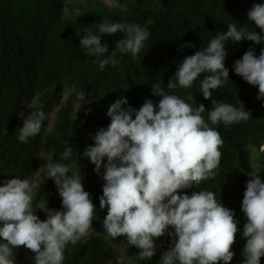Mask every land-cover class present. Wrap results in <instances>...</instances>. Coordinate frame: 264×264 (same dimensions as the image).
<instances>
[{
  "label": "trees",
  "instance_id": "16d2710c",
  "mask_svg": "<svg viewBox=\"0 0 264 264\" xmlns=\"http://www.w3.org/2000/svg\"><path fill=\"white\" fill-rule=\"evenodd\" d=\"M256 3L264 0H118L115 5L103 0H0V186L15 177L28 180L39 156L45 153L46 165L67 164L70 176L82 178L96 206L90 235L66 247L63 264H161L162 254L174 246L173 237L166 232L157 238L154 256L142 259L140 249L128 244L124 236L111 238L103 225L107 207L101 209L99 201L106 169L102 166L97 174L95 165L83 156L87 146L94 144L95 133L109 125L107 109L116 99L124 96L128 104L123 106L136 110L147 99L158 105L162 97L153 95V84L186 101L192 93L197 106L205 105L203 116L209 127L220 133L224 142L214 177L181 190V194L212 191L218 201L234 211L238 231L230 264H243L247 217L241 205L251 179L248 174L260 170L258 175L264 181V98L258 99V86L235 73L234 61L249 49H254L258 57L264 41H227L225 67L229 79L212 92L217 102L243 106L251 115L247 121L227 127L223 123L211 124L207 111L212 109V100L200 92V83L209 73H202L191 88H181L177 82L175 89H169L167 84L171 79L176 81L174 74L186 56L206 48L211 39L228 30V24L264 35L248 20L247 13ZM106 18L113 23H135L150 35L135 58L130 52L117 51L119 63L101 70L99 60L116 50V42L125 38V33L101 34L102 44L109 48L101 57L86 54L80 39L89 33L99 34V25ZM189 42L194 46H184ZM66 89L68 95L61 101ZM82 91L85 100L75 104ZM39 111L46 116L40 132L20 142V115L27 117ZM66 140L74 151L67 160L62 158L68 147ZM46 165L33 191L32 211L41 220L47 218V213L38 205L45 200L49 209L63 210L62 198L54 180L47 177ZM168 231L174 229L170 226ZM3 242L6 241L0 238ZM12 253L15 264H35V253L26 247L13 248ZM260 264H264V256Z\"/></svg>",
  "mask_w": 264,
  "mask_h": 264
},
{
  "label": "clouds",
  "instance_id": "9594fccd",
  "mask_svg": "<svg viewBox=\"0 0 264 264\" xmlns=\"http://www.w3.org/2000/svg\"><path fill=\"white\" fill-rule=\"evenodd\" d=\"M247 16L264 32V3L254 4ZM118 32L125 33V38L116 42L110 56L99 60L101 70L119 63L117 51L130 52L135 58L150 35L135 23H113L106 18L99 25V34L89 33L80 39V45L88 55L104 56L109 48L102 44L101 34ZM229 40L260 44L264 35L228 24V30L211 39L206 48L186 56L174 74L176 81L171 79L167 84L169 89H175L177 82L181 88H191L202 73H209L200 83L203 97L212 100L208 120L212 125L223 123L226 127L251 117L243 106L237 108L212 99L213 90L229 79L225 67V43ZM184 46L194 45L189 42ZM234 71L250 85L258 86V99L264 98V49L258 57L254 49L246 51L234 61ZM152 92L162 97L158 105L147 99L139 110L124 107L128 104L124 96L110 104L106 113L111 118L109 125L95 133L94 144L83 152L97 174L102 166L106 169L103 195L99 197L100 208L107 207L104 229L111 238L124 236L128 244L138 247L142 259L154 256L157 238L167 232L174 246L162 254L161 264H230L238 231L234 211L218 201L212 191L181 194V190L214 177L224 141L217 130L209 127L203 116L205 105L197 106L192 93L186 101L166 94L159 84L152 85ZM78 99L85 100L83 91ZM45 119L43 111L25 117L19 141L23 143L37 135ZM65 143L68 147L62 158L67 160L74 151L70 141ZM46 168L47 177L54 180L62 198L63 210L49 209L46 200L41 202L39 210L47 213L44 220L32 211L34 194L29 180L15 177L0 186V238L6 241L0 243V264H15L12 249L21 246L35 253V264H63L66 247L90 235L96 206L82 178L70 176L67 164L48 162ZM259 171L248 174L251 179L241 205L247 217L243 264H260L264 256V181ZM170 226L174 232L168 231Z\"/></svg>",
  "mask_w": 264,
  "mask_h": 264
},
{
  "label": "rangeland",
  "instance_id": "374dc122",
  "mask_svg": "<svg viewBox=\"0 0 264 264\" xmlns=\"http://www.w3.org/2000/svg\"><path fill=\"white\" fill-rule=\"evenodd\" d=\"M106 3L110 4V5H115L118 4V0H103ZM68 89L65 90V92L63 93V97L61 101H64L68 95ZM80 101V99H78V96L75 98V104H78ZM53 115V112L51 113V116ZM21 119H20V124L23 125V121H24V116L21 114L20 115ZM261 149H264V145L261 147ZM46 160H47V155L45 153H42L39 156V163L37 164V166L33 169L32 175L30 176V178L28 179L33 187V191L35 189L36 184L43 178V172L45 169V165H46Z\"/></svg>",
  "mask_w": 264,
  "mask_h": 264
}]
</instances>
